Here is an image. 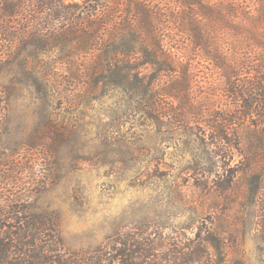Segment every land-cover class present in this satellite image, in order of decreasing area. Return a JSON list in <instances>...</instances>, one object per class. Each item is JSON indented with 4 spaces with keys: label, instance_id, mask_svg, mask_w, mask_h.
I'll return each mask as SVG.
<instances>
[{
    "label": "rangeland",
    "instance_id": "rangeland-1",
    "mask_svg": "<svg viewBox=\"0 0 264 264\" xmlns=\"http://www.w3.org/2000/svg\"><path fill=\"white\" fill-rule=\"evenodd\" d=\"M7 1L12 2L0 0V16ZM211 1H221L226 12L249 3L247 12L256 16L261 7L259 0ZM246 24L256 37L232 29L217 33L220 45L213 49L220 50L226 71L188 38L166 44L194 76V101L158 96L156 120L142 112L139 96L129 88L73 92L68 99L54 94L46 104L33 89L16 87L5 143L13 147L27 140L47 120L60 126L61 143L54 157L31 160L48 167L40 181L37 165L33 173L17 171L19 181L3 169L0 238L7 232L4 225H13L10 218L42 217L60 242L54 249L72 258L95 254L118 234L145 229L182 244L220 243L218 251L211 250L216 264H264V124L247 106L261 99L253 86L264 79V29ZM230 67L238 77L229 80ZM12 77L1 72L0 87L10 86ZM170 78L158 75L159 94L172 86ZM238 85L255 95L242 108L233 94ZM180 107L184 120L162 116L163 109L180 113ZM11 155L0 150L1 161L14 162ZM2 258L0 264H6Z\"/></svg>",
    "mask_w": 264,
    "mask_h": 264
},
{
    "label": "trees",
    "instance_id": "trees-1",
    "mask_svg": "<svg viewBox=\"0 0 264 264\" xmlns=\"http://www.w3.org/2000/svg\"><path fill=\"white\" fill-rule=\"evenodd\" d=\"M81 1L12 0L1 9L0 73L5 70L14 77L10 86L0 87V150H10L14 162L0 160V174L7 168L15 181L20 180L17 171L28 169L33 173L35 165L40 169L38 180L44 179L48 170L46 164H36L38 161L34 160L33 165L31 160L54 157L61 143L60 126H54L50 120L39 128L45 131L39 130L13 147L5 143V136L9 134L8 109L18 88L33 89L46 104L52 103L54 94L65 93L68 99L67 95L73 92L129 88L139 96L142 112L156 120L161 114L158 96H169L183 103L194 101L191 97L194 76L166 44L180 36L188 38L222 69L224 66L216 53L220 50L213 49L220 45L217 33L221 29L252 37L256 35L245 29L247 22L261 28V33L264 29V0H259V16L248 13L251 12L249 3L231 5L226 12L221 1L213 3L211 0ZM230 68L234 72L227 74L229 80L230 77L235 79L238 77L236 69L240 68ZM177 73L182 74V80ZM160 74L171 76L173 83L164 86L161 94L156 83ZM253 87L254 93L261 92V99L253 98L247 106L264 124V79ZM235 90L237 103L245 107L246 100L254 94L245 85H238ZM179 112L163 109L162 116L184 120L181 107ZM26 157L30 158V163L24 164ZM11 202H16L15 197ZM9 221L13 225H4L7 232L0 238V257L6 264L10 258L16 262L14 264H216L211 250L218 251L220 247V243L210 245L203 239L182 244L140 229L141 233L112 237L95 254L72 258L54 249L60 242L50 236L54 229L42 217L36 220L10 218ZM19 225L24 227L19 228ZM11 251L12 257H7Z\"/></svg>",
    "mask_w": 264,
    "mask_h": 264
}]
</instances>
